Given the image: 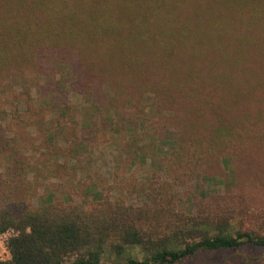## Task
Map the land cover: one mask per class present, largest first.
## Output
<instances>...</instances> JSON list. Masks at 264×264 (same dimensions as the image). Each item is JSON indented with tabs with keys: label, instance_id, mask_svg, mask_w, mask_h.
Listing matches in <instances>:
<instances>
[{
	"label": "trees",
	"instance_id": "obj_1",
	"mask_svg": "<svg viewBox=\"0 0 264 264\" xmlns=\"http://www.w3.org/2000/svg\"><path fill=\"white\" fill-rule=\"evenodd\" d=\"M66 88L82 98V128L124 133L142 158L149 146L170 179L155 171L138 204L92 185L83 201L46 184L38 195L16 139L33 127L44 165L81 153L84 138L46 119L75 123ZM56 134L65 152L50 147ZM214 183L223 192L205 190ZM9 230L0 264H183L224 251L251 264L247 250L264 252V0H0Z\"/></svg>",
	"mask_w": 264,
	"mask_h": 264
},
{
	"label": "rangeland",
	"instance_id": "obj_2",
	"mask_svg": "<svg viewBox=\"0 0 264 264\" xmlns=\"http://www.w3.org/2000/svg\"><path fill=\"white\" fill-rule=\"evenodd\" d=\"M68 98L72 100L77 107V112L74 114L75 123L65 122L62 118L58 119L56 115H49L46 119L49 120V125L56 124L60 126H68L70 135L75 137L84 138L86 142L78 155L71 158L58 157L54 162L49 159V164L44 165V153L47 149L41 142L40 134L36 133L35 129L28 128L27 132L22 131L20 138L16 140L21 141V152L30 158L35 163V171L29 173V177L37 184L38 195L43 194L44 185H51L56 198L61 200L64 194L69 193L78 201H83L85 198V185L96 186L103 194L109 192L112 198L122 197L126 202L138 204L141 200L138 189L143 187L144 183L148 181L155 171L159 172L162 178L170 179L166 172L159 168V162L152 164L151 148L146 145L144 158L137 155L135 152L128 150L124 147V140L119 138L115 130L107 129L100 125L96 129L82 128V118L79 110L83 105L82 98L72 93L66 88ZM10 137L15 138L8 133ZM63 134H67L66 132ZM57 135V134H56ZM56 137V142L50 147L60 152H65L64 146L66 145L65 137ZM147 141V140H146ZM140 142H142L140 140ZM148 143V142H147ZM59 146V149L55 147ZM167 146H163V150H167ZM69 152V150H68ZM70 153V152H69ZM158 154L159 151L153 152ZM68 154V153H67ZM71 154V153H70ZM135 154V155H134ZM150 154V155H149ZM162 155V154H161ZM159 160V159H158ZM216 174H222V168L217 169ZM214 173V174H215ZM195 186V181L190 182ZM136 186L138 188H136ZM110 187V188H109ZM205 190L211 193L223 192V185L214 183L213 185L206 186ZM88 198L90 197L87 195ZM37 202V196L33 198V203ZM12 231L0 233V253L6 246V240ZM245 253L249 254L253 262L251 264H264V258L259 261H254L255 258L262 256V250H247ZM4 259H9V254L2 256ZM244 262V263H243ZM247 260H243L238 256L237 252H221L219 254H198L185 261L183 264H245Z\"/></svg>",
	"mask_w": 264,
	"mask_h": 264
},
{
	"label": "built area",
	"instance_id": "obj_3",
	"mask_svg": "<svg viewBox=\"0 0 264 264\" xmlns=\"http://www.w3.org/2000/svg\"><path fill=\"white\" fill-rule=\"evenodd\" d=\"M5 254H7V255L9 254L6 246H4L3 251L0 253V260L4 259L2 256H4Z\"/></svg>",
	"mask_w": 264,
	"mask_h": 264
}]
</instances>
